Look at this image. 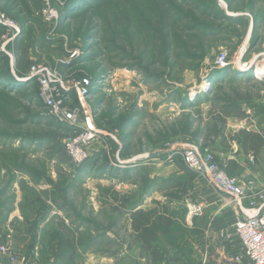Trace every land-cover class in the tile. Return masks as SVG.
Segmentation results:
<instances>
[{"label":"rangeland","instance_id":"rangeland-1","mask_svg":"<svg viewBox=\"0 0 264 264\" xmlns=\"http://www.w3.org/2000/svg\"><path fill=\"white\" fill-rule=\"evenodd\" d=\"M0 14L16 24L7 35L0 21V245L23 264H139L113 197L163 199L149 181L177 174L178 146L211 144L208 112L223 94L250 91L262 105L264 0H0ZM32 62L91 80L80 118L99 135L92 165L67 158L64 131L26 82ZM171 209L182 221L187 203ZM179 233L169 247L161 237L165 251ZM61 240L75 248L70 263Z\"/></svg>","mask_w":264,"mask_h":264},{"label":"built area","instance_id":"built-area-1","mask_svg":"<svg viewBox=\"0 0 264 264\" xmlns=\"http://www.w3.org/2000/svg\"><path fill=\"white\" fill-rule=\"evenodd\" d=\"M4 22L6 34L15 32L16 24L4 14H0ZM224 53L218 57L219 63L225 61ZM26 77L34 80L38 87V96L43 106L60 122L73 128V131L63 136V147L70 160L79 165L90 155L89 145L98 138V133L87 123L90 118L85 116L83 126L81 112L84 110V98L89 94L91 80L86 76H59L58 72L38 62L29 64ZM74 96L78 103H74ZM198 145L178 146L175 154L180 156L185 165L194 170L197 175L205 178L221 194L223 205L232 206L245 200L249 209L248 216L239 218L234 223L245 264H264V185L256 188L252 181L237 182L226 174L210 151L201 152ZM204 205L201 202L187 203V217H199L203 214ZM0 253L7 255L5 264H23L14 256L7 244L0 245ZM240 261L241 257L237 256Z\"/></svg>","mask_w":264,"mask_h":264},{"label":"crops","instance_id":"crops-1","mask_svg":"<svg viewBox=\"0 0 264 264\" xmlns=\"http://www.w3.org/2000/svg\"><path fill=\"white\" fill-rule=\"evenodd\" d=\"M261 97L249 100L259 109L244 103L249 101H243L247 116L228 117L222 129L212 136L211 144H197L201 152L213 153L227 175L237 182L252 181L256 188L264 185V146L257 151L245 148L237 140L236 133L245 128L260 133L264 138V99L261 106L258 104ZM170 169L175 172L177 167L171 164ZM183 202H201L204 211L201 216L190 219L186 213L180 220L183 230L177 251L163 253L156 261H151L148 256H139V264H245L246 258L242 254L234 223L253 211L248 203L243 200L229 207L223 205L219 191L200 175L192 182L191 191ZM237 256L241 257L240 261L235 259Z\"/></svg>","mask_w":264,"mask_h":264},{"label":"trees","instance_id":"trees-1","mask_svg":"<svg viewBox=\"0 0 264 264\" xmlns=\"http://www.w3.org/2000/svg\"><path fill=\"white\" fill-rule=\"evenodd\" d=\"M8 74L9 72L6 71L5 75ZM22 81L14 82L22 83ZM26 82L31 83L33 80H26ZM73 97L74 103H78L76 96L73 95ZM250 98V91L240 92L237 90L229 91L214 101L208 112L209 117L214 122L213 126L209 128V132L212 134L215 132L217 133L220 129H222V126L226 123V119L228 117L242 118L247 116L243 109L242 102L245 100L249 101ZM56 126L58 129H62V131H64V135L70 132L69 128H72L67 124L60 123L58 121ZM212 136L208 135L207 137L209 139ZM236 136L237 140L242 146L253 151H257L264 146V138L258 132L241 128L236 133ZM49 141H53L52 137L49 138ZM200 144L204 145V142H200ZM62 148L64 149L63 143ZM96 156L97 154L95 153L92 159H87L84 161L82 163V167L85 163L92 165L96 160ZM172 158L177 167V174L172 173V175L162 178H155V180L149 181L150 188L153 191L159 192L163 199L153 198L152 205L145 208L141 207L140 200H121V198L116 196L113 197L114 200L119 203L118 205H113L112 210L115 212L125 211L129 215L128 233L126 235L127 247L130 249L132 247L138 246L140 251L139 256H148L151 261H156L160 258V256H162L163 253H168V250L165 251V247L160 241L161 237L170 236L169 243H171L172 239L170 238L183 230L179 218L171 209V203L183 202L185 196L191 191L192 182L197 178V173L186 166L180 156L173 155ZM144 175L145 176L142 177V180L146 182L148 174ZM2 238L4 239L5 237L2 236ZM60 244H65L70 247L71 252L70 255L67 256V261L68 263L72 262L75 255L74 246L68 240H61Z\"/></svg>","mask_w":264,"mask_h":264},{"label":"bare ground","instance_id":"bare-ground-1","mask_svg":"<svg viewBox=\"0 0 264 264\" xmlns=\"http://www.w3.org/2000/svg\"><path fill=\"white\" fill-rule=\"evenodd\" d=\"M259 70H260V69H259ZM259 70H257V69H254V73H255V74H256V73H258V71H259Z\"/></svg>","mask_w":264,"mask_h":264},{"label":"water","instance_id":"water-1","mask_svg":"<svg viewBox=\"0 0 264 264\" xmlns=\"http://www.w3.org/2000/svg\"><path fill=\"white\" fill-rule=\"evenodd\" d=\"M31 80L30 78H27V81Z\"/></svg>","mask_w":264,"mask_h":264}]
</instances>
